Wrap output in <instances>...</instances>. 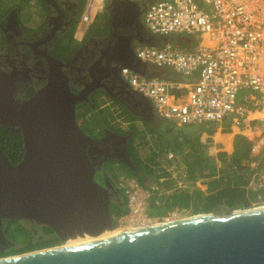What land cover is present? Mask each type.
<instances>
[{"label": "water", "instance_id": "95a60500", "mask_svg": "<svg viewBox=\"0 0 264 264\" xmlns=\"http://www.w3.org/2000/svg\"><path fill=\"white\" fill-rule=\"evenodd\" d=\"M89 87L74 93L58 62L46 82L19 101L14 78L0 68V121L19 125L24 146L17 163L0 147V213L47 225L64 242L115 227L110 190L94 177V140L75 114ZM136 93L149 104L143 117L153 119L150 102ZM161 128L185 133L167 122ZM120 159L132 164L128 153ZM0 264H264V205L228 215L195 213L81 244L0 257Z\"/></svg>", "mask_w": 264, "mask_h": 264}, {"label": "built area", "instance_id": "2783aa9c", "mask_svg": "<svg viewBox=\"0 0 264 264\" xmlns=\"http://www.w3.org/2000/svg\"><path fill=\"white\" fill-rule=\"evenodd\" d=\"M143 21L154 34L203 35L212 44L189 51L171 42L136 48L141 62L194 77L185 93L178 81L139 75L127 65L120 67V74L172 124L247 123L257 158L243 160V187L253 193L252 207L264 205V0H153ZM117 186L127 195L132 221H150L145 213L149 191L122 174Z\"/></svg>", "mask_w": 264, "mask_h": 264}, {"label": "flooded vegetation", "instance_id": "af4514ba", "mask_svg": "<svg viewBox=\"0 0 264 264\" xmlns=\"http://www.w3.org/2000/svg\"><path fill=\"white\" fill-rule=\"evenodd\" d=\"M117 4L122 3L104 2L100 16L92 17L81 34H76L84 12V9L80 12V0H0V68L14 78L13 95L17 100L33 95L46 82L50 66L60 62L74 93L88 85L92 89L85 99L75 103V114L77 106L83 105L91 108L94 121L99 110L113 112L115 109L114 113L119 115L110 121L111 128L101 125L97 131L87 132L95 144L92 154V161L98 167L95 173L98 179H95L108 186L110 202L119 200L120 196L110 181L107 166L114 159L122 165L120 157L126 158L132 134V130L122 133V110L126 108L134 115L144 116L149 105L120 74L128 33L133 26L126 22L128 18H122V7ZM144 7L145 3L140 8L135 7L134 14L140 15ZM95 26L99 29L94 34L91 29ZM0 126L11 133L20 132L17 123L0 121ZM178 126L185 133L199 130L191 124ZM13 221H19L16 228L22 238L35 234L39 237H33L40 239L49 235L60 241L53 230L49 232L45 228L47 225L28 218L4 217L0 213V253L4 255L18 249L14 244L16 239L7 230ZM24 233L28 236L24 237Z\"/></svg>", "mask_w": 264, "mask_h": 264}, {"label": "trees", "instance_id": "16d2710c", "mask_svg": "<svg viewBox=\"0 0 264 264\" xmlns=\"http://www.w3.org/2000/svg\"><path fill=\"white\" fill-rule=\"evenodd\" d=\"M86 1L87 0H80V12L83 11ZM91 33H94L93 29H91ZM124 113L131 121L140 118L126 108L122 110V114ZM107 115L103 110H99L97 113L95 123L99 125V129L101 125L110 128L113 126L110 123L111 119L114 118L113 114L108 113ZM76 119L79 124L80 121H82L83 127L87 129V131L84 130L86 133L93 131L92 124L88 122L85 117L81 118V114L78 111L76 113ZM142 121L147 124L145 120L142 119ZM156 121L158 126L148 127V131L154 132L157 136H165L167 138L169 148L174 151L180 150L182 145L180 139L182 137H187L188 134L178 133L175 131L167 134L161 128V124L164 122V119L160 117V119L156 118ZM82 124H80L81 127ZM217 124V122H214L210 124L196 125L199 130L195 133L194 139H190L193 146L194 156L187 161L186 172L187 178L195 185L194 189L190 191L173 189L162 196L163 204L161 206H157L155 204L159 188H168L174 184L172 173L165 167L159 165L160 162L156 159V156H158V153L161 152V149H153L149 156L141 158L138 155L136 146L134 145V138L139 132V127L132 123L128 129H122V133L132 130L131 138L127 143V151L132 164H127L122 161V165L126 168V173L133 175L137 183L150 192L146 203V213L148 216L160 218L166 215L168 210L173 209L176 206L188 207L191 209L192 213H199L210 212L219 204H224L230 209L244 206L246 207L250 204L253 199V193L246 191L243 187L246 180L245 174L242 173V170L244 168L243 160L248 158L251 159V141L241 134H236L234 138L233 151L229 155L224 150L217 151L216 155L218 159L225 162L224 168L219 170L214 162L215 160H208V158L204 156L202 150L197 151L195 148V144L201 142V139L203 138L209 142H214L212 133L217 127ZM215 143H218V141L215 140ZM0 147L12 163H17L24 153L21 132L11 133L4 130L0 126ZM206 161H209L208 164H206ZM110 178V181H112L113 185H115L116 191L120 196L119 200L110 202V210L113 214V223L116 226L118 224V218L127 214L129 212V207L127 204L128 200L126 193L123 188L117 186V178H113L111 175ZM199 178L203 179L199 180ZM202 183L206 184V192L200 189ZM45 228L49 232H52L50 227L46 226ZM31 237L25 241L24 246L15 249V251L18 250L23 252L58 243L56 238L49 235L47 238L40 239L37 237H35L36 239ZM0 254L4 255L3 253Z\"/></svg>", "mask_w": 264, "mask_h": 264}, {"label": "rangeland", "instance_id": "374dc122", "mask_svg": "<svg viewBox=\"0 0 264 264\" xmlns=\"http://www.w3.org/2000/svg\"><path fill=\"white\" fill-rule=\"evenodd\" d=\"M108 0H105L104 2H107ZM82 18V16H81ZM80 18V19H81ZM198 37H200L201 35H197ZM198 40V39H197ZM200 40V38H199ZM199 41H196L195 43H198ZM240 94V92H239ZM78 107V112L81 114V118H86L88 120V122H90L92 124L93 127V131H97L99 128V125L95 123L94 119H93V111L91 110L90 107L88 106H83V105H79ZM111 109H106L104 110V113L107 115L108 113H110ZM115 109L113 110V112H111L114 116L113 119H111V122H113L116 117H118L119 115L114 113ZM108 118V115H107ZM148 124H145L142 119H134V120H129V118L127 117V115L124 113L122 114V121L120 122L122 125V129L126 130L129 128L130 124H135L137 125V127H139V132L136 135V137L134 138V145L136 146L138 155L141 158H146L147 156H149L151 154V151L154 150H159L161 149V152L158 153V156H156V159L159 160L161 166L165 167L167 170H169L172 173V179L174 181L173 186L168 187V188H159V192H158V200L159 203L156 204L157 206H161L163 204V195L167 194L168 192L172 191L173 189L176 190H184V191H190L192 189H194V184L192 183L191 180H189L187 178V172H186V168H187V161L190 160L193 156H194V151H193V146L190 142V139H194L195 133L196 132H189L187 133L188 136L187 137H182L180 139V141L182 142L181 148L180 150L174 151L173 149L169 148L168 145V141L167 138L165 136H157V134H155L154 132H150L148 131V126L149 125H155L156 121L153 119L148 118L147 120ZM230 121L227 122H222L220 123L219 126H217L215 128V130L212 133V138L214 140V142H209L206 139H201V142H199L197 145V151L202 150L204 156H206V158H208V160H215V164L219 169H223L225 166V162H222L218 159L216 152L219 150H224L227 152V154L229 155L232 152L231 149V144L233 146L234 144V138L236 134H241L243 136H245L247 139L251 138L252 133L250 132L249 128L247 129V127H243L241 125H237L234 122L228 123ZM80 124H82V121H80ZM95 124V125H93ZM83 127V124H82ZM85 131H87V129L85 127H83ZM225 135H227L226 141H224L225 139ZM215 140L218 141V143H215ZM200 141V140H199ZM253 148V142H251V150H250V156L251 158L254 160L257 158V153L256 151H254ZM209 161H206V164H208ZM107 171L108 173L113 177V178H117L118 180V176L120 174L125 175L127 177H132L135 178L133 175L126 173V168L123 165H120L117 159H114L111 163L108 164L107 166ZM117 173V176H116ZM94 177L96 179L97 175L95 174ZM100 179V178H99ZM203 179V178H201ZM201 190H206V184L204 183L203 185H201L200 187ZM145 190V189H144ZM145 194L147 195V199L150 195V192H145ZM146 199V201H147ZM147 207V205H146ZM252 207V206H249ZM238 208H248V206H244V207H237V208H227L224 204H219L217 205L212 211V213L216 214V215H228L232 210L234 209H238ZM145 213H146V208H145ZM202 213V212H199ZM195 213L191 212V209L188 207H174L173 209H170L167 211V214L158 218V217H150V221L151 223H159V222H163V221H168V219H178V218H183V217H187L189 215H192ZM133 218L132 216H130L129 214L127 215H122L121 217L118 218V224L115 227H132V228H136L139 226L144 225L145 223L150 224V221H146V222H136V221H132ZM19 221H13L8 230V233L13 235L14 238L16 239V242L14 243L16 248H21L22 246H24L25 241L28 238H22L21 235H19V229L16 228ZM149 222V223H148ZM146 225V224H145ZM28 232V231H27ZM29 233V232H28ZM11 235H9L11 237ZM28 234L24 233V237H27ZM31 238H34L33 236H38V235H31ZM39 237V236H38ZM36 239V238H34ZM64 241H58L57 244L51 245V246H56V245H61L63 244ZM50 247V246H47ZM7 248V247H6ZM46 248V247H43ZM41 248H34L32 250H27V251H11L10 253L0 256V257H4V256H9V255H15V254H21V253H26V252H30V251H35Z\"/></svg>", "mask_w": 264, "mask_h": 264}, {"label": "crops", "instance_id": "0c3cea01", "mask_svg": "<svg viewBox=\"0 0 264 264\" xmlns=\"http://www.w3.org/2000/svg\"><path fill=\"white\" fill-rule=\"evenodd\" d=\"M117 1L122 3V4H117L120 7H122V18L123 19L128 18V19H126V22L131 23V25L133 26V29H131L132 31L130 32L131 34L128 33L129 34L128 35V43H126L127 46H125V49H124V54L125 53L126 54H125L124 60H122V62H121L122 66L127 65L132 70H134L137 74L143 75V76H153L154 70L163 69L164 71L158 76H163V77L169 78L170 80L178 81L180 84L181 92L185 93L187 88L189 87L190 83L192 81L194 82V80H195L194 77H191V76L186 77V76L180 74L179 72L175 71L172 68H167V67L156 68L155 66H153L149 63L141 62L140 60H138L135 57V50L138 46H141L144 44L163 45L166 42H171L172 44L177 45L180 49L189 51V50L194 49L198 44H201V43L202 44H212L209 41V38L207 36H203V35L198 37L195 34L193 35V34H185V33H170L167 35L154 34L146 27V25L143 21V12H144L146 7H144V9H142L143 11L140 9V11H141L140 15L134 14V12H133L135 10V7H139V8L141 7L142 3H144L142 1H144V0H116V2ZM147 4H146V6H147ZM85 6H86V4H85ZM84 9H85V7H84ZM101 9H102V7H101ZM100 12H101V10L97 11L93 15V17L100 14ZM98 16H100V15H98ZM79 24H80V22L78 23V27L76 29V34H81L80 31H82V30H79ZM98 29H99V27H97V26H95L93 28L94 34L98 33V31H97ZM77 37L80 38L81 36H77ZM199 38H200V40H199ZM196 41H199V42L195 43ZM131 64H133V66L135 65L136 68L134 69L133 67H131ZM136 64H138L140 67H138ZM150 106L153 109L152 105H150ZM153 112L155 114V117L153 118V120L156 121V118L160 119V116L154 111V109H153ZM136 116L140 117L139 119L145 120L146 123L148 124L147 120L143 116H141V115H136ZM164 122H167V121L164 120ZM167 123L172 124L170 122H167ZM217 123H218L217 126H219L220 123H222V122H217ZM228 123H231V122H228ZM191 125H194V124H191ZM246 125H247V123L241 124V126H243V127H245ZM153 126H158L157 121H156V124ZM148 127H152V126L149 125ZM248 128L249 127H247V129ZM250 132H251V130H250ZM251 137H252V135H251ZM231 149L233 151L232 144H231ZM200 179L201 178H199V180ZM203 184L204 183H202L201 185H203ZM203 191L206 192L205 190H203Z\"/></svg>", "mask_w": 264, "mask_h": 264}, {"label": "bare ground", "instance_id": "6f19581e", "mask_svg": "<svg viewBox=\"0 0 264 264\" xmlns=\"http://www.w3.org/2000/svg\"><path fill=\"white\" fill-rule=\"evenodd\" d=\"M102 4H103L102 0H89L88 5H86L85 9H84V11L87 9V11L85 12L87 15L85 16V14H84L82 16V18L80 20V24H79V30L83 29L85 24H86V22L90 21L92 19L93 15L97 11L101 10ZM224 137H225L224 141H226L227 135H225ZM172 220H174V219H172V218L168 219V221H172ZM145 224L142 225V226L154 225L156 223L155 222L151 223V221H150V224H147V223H145ZM142 226H139V227H142ZM139 227H136V228H139ZM136 228H132V227L106 228L104 231H102L101 233H99L97 235H95L93 233H90V232H82L79 236H76L75 238H69L63 244H61L59 246H72V245H76V244H81V243H84V242H87V241L101 239V238L117 235V234H120V233H124V232H126L128 230H133V229H136Z\"/></svg>", "mask_w": 264, "mask_h": 264}]
</instances>
